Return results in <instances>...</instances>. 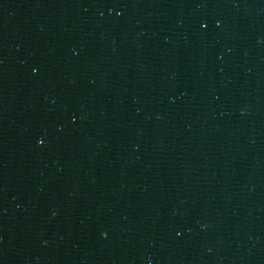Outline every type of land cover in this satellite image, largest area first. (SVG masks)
Instances as JSON below:
<instances>
[{"label": "water", "instance_id": "95a60500", "mask_svg": "<svg viewBox=\"0 0 264 264\" xmlns=\"http://www.w3.org/2000/svg\"><path fill=\"white\" fill-rule=\"evenodd\" d=\"M0 264H264V0H0Z\"/></svg>", "mask_w": 264, "mask_h": 264}, {"label": "snow or ice", "instance_id": "6c2138e0", "mask_svg": "<svg viewBox=\"0 0 264 264\" xmlns=\"http://www.w3.org/2000/svg\"><path fill=\"white\" fill-rule=\"evenodd\" d=\"M201 26H202V27H205V25H203V24H202Z\"/></svg>", "mask_w": 264, "mask_h": 264}]
</instances>
